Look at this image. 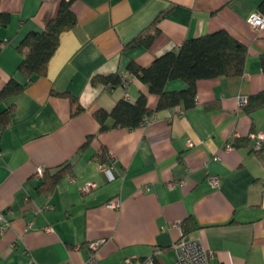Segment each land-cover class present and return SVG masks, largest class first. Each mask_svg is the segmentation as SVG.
Returning a JSON list of instances; mask_svg holds the SVG:
<instances>
[{"label":"crops","instance_id":"1","mask_svg":"<svg viewBox=\"0 0 264 264\" xmlns=\"http://www.w3.org/2000/svg\"><path fill=\"white\" fill-rule=\"evenodd\" d=\"M59 1L0 0L8 16L0 24V88L11 77L25 81L17 47L44 28ZM257 9L264 11V0H73L76 23L62 33L46 75L0 100V112L13 106L0 133V210L10 220L0 235V264H82L94 240L102 241L103 264L155 248L158 263L169 264L187 217L199 228L186 236L212 251L211 264H264V157L252 150V135L264 140V107L248 114L238 100L264 90V29L246 21ZM160 13L148 47L123 49ZM221 29L247 47L241 76L200 79L193 107L154 111L150 124L134 129L98 132L95 110L109 111L121 98L134 102L141 92L155 110L158 97L133 75L110 89L93 84L94 75L129 73L131 60L146 67L184 39ZM184 87L181 79L166 84ZM71 97L83 107L75 116ZM88 135L89 147L80 150ZM246 136L248 146H232ZM103 148L113 156L111 169L96 158ZM65 163L70 171L50 191L40 189L36 169L53 172ZM112 200L117 208L109 207Z\"/></svg>","mask_w":264,"mask_h":264},{"label":"trees","instance_id":"2","mask_svg":"<svg viewBox=\"0 0 264 264\" xmlns=\"http://www.w3.org/2000/svg\"><path fill=\"white\" fill-rule=\"evenodd\" d=\"M72 2L73 0H60L56 14L46 22L44 28L40 31H30L20 41L17 50L23 58L17 67V71L25 77V81L19 82L13 77L8 79L0 88V100L19 94L36 77L46 75L47 64L59 45L62 33L71 29L76 23ZM162 14H158L152 23L128 41L123 49L137 46L148 47L158 34L156 24ZM7 21L8 16L0 13V24ZM246 59L247 47L226 30L221 29L198 37L184 39L177 49L160 54L146 67L131 60L127 65V71L143 82L149 93L157 95L156 108L152 110L148 107L147 95L143 92L138 95L134 102L121 98L115 102L111 110L97 109L93 112V117L99 124L98 132L101 133L113 128H137L143 125L145 118L151 116L154 111L174 107H180L183 110L189 109L195 105L198 80L221 76H241L244 72ZM172 79L183 80L184 89L167 90L166 84ZM99 82L110 84L113 88L121 83L120 73L94 75L92 83ZM70 101L73 107L71 115L75 116L83 110V107L75 97H71ZM261 107H264V90L247 96V102L241 110L250 114ZM12 109L13 106H9L0 112V133L7 127L9 113ZM92 138L93 135H88L79 149L88 148ZM249 141V136L235 138L232 146L236 148L245 147L248 146ZM252 150L264 157V140H261L259 149H254L253 146ZM96 158L100 164L110 161L105 148ZM70 168L71 165L65 163L53 172L44 169L40 189L50 191L63 175L70 171ZM180 226L182 236H186L199 228L192 217L185 218Z\"/></svg>","mask_w":264,"mask_h":264},{"label":"built area","instance_id":"3","mask_svg":"<svg viewBox=\"0 0 264 264\" xmlns=\"http://www.w3.org/2000/svg\"><path fill=\"white\" fill-rule=\"evenodd\" d=\"M247 23L253 27L255 30L264 29V12L259 9L252 11L246 18ZM132 75L130 73H120V85L126 86ZM104 87L107 89L111 88L110 84H104ZM239 104L244 106L247 102V97L240 95L238 97ZM169 115L172 114L171 109H167ZM152 121V116L145 118L143 125H148ZM254 138V149H259L261 145V140L255 139V135H252ZM189 146L192 145L191 141H188ZM217 159V157H214ZM109 162L101 164V167L111 169L113 165V156H109ZM44 169L38 167L35 171L37 176H42ZM212 184L217 183L216 177H211L209 180ZM89 186H94V183H91L84 187L83 190L89 188ZM118 200H112L108 205L112 208H117L119 206ZM37 209L33 210V213H36ZM32 220H29L25 223V230H28L32 227ZM10 226V220L6 217L5 213L0 210V235H2ZM45 230L50 232L51 227H45ZM101 240H94L89 242V248L91 249V255L82 263V264H103L99 257L97 256V250L101 244ZM172 250L174 251L175 258L169 264H211L210 260L213 257L212 251L205 247L198 237L191 236H181L176 242L171 245ZM161 254V250L155 248L151 254L144 257H126L122 260L120 264H159L157 257ZM27 264H38L35 261L31 260Z\"/></svg>","mask_w":264,"mask_h":264}]
</instances>
